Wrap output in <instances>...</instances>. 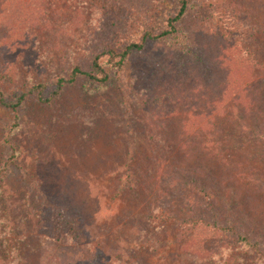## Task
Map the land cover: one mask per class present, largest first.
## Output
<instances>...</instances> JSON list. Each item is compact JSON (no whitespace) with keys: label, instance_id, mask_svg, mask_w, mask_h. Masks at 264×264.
<instances>
[{"label":"rangeland","instance_id":"1","mask_svg":"<svg viewBox=\"0 0 264 264\" xmlns=\"http://www.w3.org/2000/svg\"><path fill=\"white\" fill-rule=\"evenodd\" d=\"M58 1L0 0V93L25 94L16 111L0 104V264H264V145L235 133L238 118L264 127L249 111L264 106V79L244 92L246 79L222 77L240 50L223 37L251 31L264 49V0H189L175 36L163 33L178 0H115L120 18ZM144 34L153 39L121 67L100 58L103 86L77 76L51 94L75 66L89 72L103 49ZM190 104L201 128L184 138L179 171L126 193L181 134L173 110Z\"/></svg>","mask_w":264,"mask_h":264},{"label":"trees","instance_id":"2","mask_svg":"<svg viewBox=\"0 0 264 264\" xmlns=\"http://www.w3.org/2000/svg\"><path fill=\"white\" fill-rule=\"evenodd\" d=\"M82 1L86 3V6L89 5L94 10H99L100 12L102 11L106 17L120 18L125 16L124 10L120 7L121 5L119 3H116L115 0H82ZM51 4L54 7V11H56V9L58 8V4L60 3L58 0L55 1L51 0ZM188 4H189V0H178L177 13L173 18L169 20V31L163 33V36L166 35L175 36L176 24L179 23L186 15L188 10ZM84 26L90 27V24L88 22H85ZM226 33L229 34L228 32ZM232 34H233L232 36L233 38L229 40H225L223 37L224 40L223 42H226V44L229 45V47L232 49L235 47V43H237V46H239L240 50L237 51L238 54L232 55L233 62L232 64L227 66L230 69L226 68L224 72L225 74L223 73L224 75L222 77L224 82H227L229 79H233L234 74L236 76L238 75L239 77L246 79L247 82L245 83L244 86V88L246 87L244 89L245 92L247 91L248 88H250V86L252 85L257 86L258 82L264 79V49L260 48V40L258 39L256 34L252 35L251 31H238V32L236 31V33H231V35ZM151 39H153V37H151L148 34H144L140 39L139 43H131L123 47L119 53H116L115 49L111 47L103 49L100 55H95L92 58L91 70L89 72H84L78 66H75L71 72L70 79L64 80L62 78H59L56 83V88L51 92V94L57 96L58 92L64 86V84L72 83L77 76H86L87 78H89L90 81L97 84L98 86H103L104 84L107 83L109 76L102 67V65L100 64L99 60L101 57H108V62L112 63L115 67H121L124 64V62L133 53L141 52L144 49L146 42ZM233 39L234 41H232ZM233 51L235 52L236 50L234 49ZM191 54L192 53H190L189 55ZM243 54L245 56H243ZM231 65H233V67ZM234 84L235 81L232 86H234ZM34 89L36 91L38 100L45 101L46 99L43 97L44 85L39 84L35 86ZM24 99H25V94H18L13 101H7L0 93V104L12 111H16L23 104ZM259 104L252 102V105L249 107V111H251L252 113H254V111H257L255 112V114L258 113V115L264 120V106ZM192 110H193V104H190V106L186 105V111L185 110L182 111L179 107H176L173 110L172 112V114H174L172 115L173 117L175 118L177 117L181 119L184 117L180 121L181 134L178 137L176 136V141L172 137L175 143L172 142L171 144L163 146V150H161L158 154H155L156 157L153 158L152 165L143 164L141 170H138L136 174L135 173L131 174L130 177L131 181L128 182L129 184L127 186H125V184L123 185L124 188L127 190L125 191L126 193H131V194H135L136 192L147 193L148 192L147 188L149 186L150 187L153 186L150 185L152 180L153 181L155 180V182L158 183H164L163 180L166 177L170 176L169 172L179 171L180 169L179 167L184 164L186 157V151H185L186 149L185 147L182 146V144L184 143V138L188 137L189 135H192L193 138L199 134V132H192L191 131L193 129L192 127H197L196 128L198 129L197 131H199V128H201L196 125L197 120L195 122L189 121L188 115L192 114ZM249 111H246V113ZM181 113L185 115H181ZM236 122L238 124L235 127V133L238 134V136L236 137L239 138L238 142L243 144V146L248 145L252 141L255 143H259L260 145H264V127H257V126L250 127L249 125H248L249 127H247L245 121L240 118H238ZM154 136H156L155 139H158V137L163 135L161 133H156ZM210 137L211 136L206 137V139L208 141H212L209 140ZM162 140L164 139H161V141ZM188 141L190 142L191 140L189 139ZM147 175H151V177L148 180H142V178H145ZM171 177L170 180L173 179ZM169 183L170 186H172L173 184L172 181H170ZM196 186H194V191L197 193L198 196H203L206 191H202V189H199V187ZM171 188L172 187L170 188L167 187L164 191L163 190L159 191L163 199H166V196L171 194V190H170ZM121 189H122V185H121ZM205 198L209 199L211 198V196L206 195ZM210 207H213V205L210 204ZM57 208L58 207L55 206L53 207V210L55 209L57 210L58 213L64 214L65 218L70 217L72 214L66 212L65 210L62 211L60 208L58 209ZM214 226H219V225L215 223Z\"/></svg>","mask_w":264,"mask_h":264}]
</instances>
